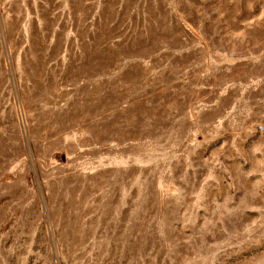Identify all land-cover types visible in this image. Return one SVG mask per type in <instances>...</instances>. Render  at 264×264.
Instances as JSON below:
<instances>
[{
	"label": "rangeland",
	"instance_id": "374dc122",
	"mask_svg": "<svg viewBox=\"0 0 264 264\" xmlns=\"http://www.w3.org/2000/svg\"><path fill=\"white\" fill-rule=\"evenodd\" d=\"M0 264H264V0H0Z\"/></svg>",
	"mask_w": 264,
	"mask_h": 264
}]
</instances>
